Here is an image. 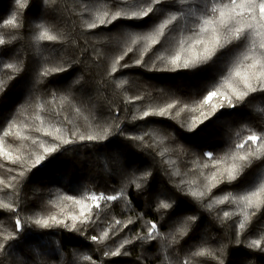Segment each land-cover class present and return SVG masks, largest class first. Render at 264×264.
I'll use <instances>...</instances> for the list:
<instances>
[{
  "label": "trees",
  "instance_id": "obj_1",
  "mask_svg": "<svg viewBox=\"0 0 264 264\" xmlns=\"http://www.w3.org/2000/svg\"><path fill=\"white\" fill-rule=\"evenodd\" d=\"M165 3L173 5L166 13L177 14L178 19L165 28L159 43L145 51L149 42L133 45L128 34L149 35L164 17L147 22L120 20L109 26L111 31L89 30L86 25L112 9L114 0H51L48 4L26 0L23 8L16 0H0V38L6 41L0 46V142L5 153L0 155V203L16 209L0 207V243L6 245L0 251V264H264V252L248 247L253 239H262L264 247V197L258 210L231 200L214 202L259 188L264 183V156L252 159L231 183L226 177L222 183L212 179L231 162L236 144L252 133L264 135V91L258 88L235 108L220 109L194 131L188 130L198 115L190 109L245 54H259L260 38L250 35L219 50L208 64L173 71L168 61L180 51V42L187 48L198 39V17L213 4L230 0ZM189 7L195 15L187 14ZM13 15L18 28L4 24ZM37 25L58 40L37 41L43 30ZM253 39L256 48L250 50ZM129 47L133 51L124 55ZM198 49L196 45L192 52ZM121 55L123 60L116 64ZM141 58L137 66L135 61ZM124 64L129 67H121ZM114 65L117 70L112 72ZM60 67L67 71L52 72ZM44 71L50 74L41 75ZM169 104L174 107L165 116L142 118L144 111ZM105 128L109 132L103 140L79 139L102 135ZM49 132L51 136L45 134ZM146 132L143 140L134 138ZM56 136L73 142L64 145ZM41 142L46 147L55 144L58 150L45 154V160L32 168L30 157L44 154ZM249 148L256 151L259 143L248 142L240 151ZM209 152L211 159L205 156ZM226 155L229 159L215 164ZM121 190V199L100 201V208L92 209L99 219L86 230H70L51 220L49 228L34 222L56 215L70 224L67 217L79 213L75 199L91 204L86 198L93 193L116 195ZM192 191H203L205 196L195 198ZM69 196L74 200L65 199ZM161 201L172 207L158 210ZM210 202L211 210L206 207ZM224 211L230 213L228 218L223 217ZM245 211L249 217L240 230L238 222ZM115 219L122 224L110 227ZM128 219L134 223L123 227ZM150 223L157 225L159 236L135 239L146 235ZM104 231L109 237L101 243L91 240ZM8 235L16 238L5 241ZM125 239L132 240L122 250L127 255H104ZM201 251L204 255H194ZM84 256L91 260L85 261Z\"/></svg>",
  "mask_w": 264,
  "mask_h": 264
},
{
  "label": "snow or ice",
  "instance_id": "obj_2",
  "mask_svg": "<svg viewBox=\"0 0 264 264\" xmlns=\"http://www.w3.org/2000/svg\"><path fill=\"white\" fill-rule=\"evenodd\" d=\"M45 4L51 2V0H43ZM16 3L20 7H26V0H16ZM181 5L190 4V0H179ZM173 7L172 4L165 3V0H135L134 3L128 2L125 0H114V5L112 9L103 12L102 15L96 17L95 20L88 23L86 27L89 30H94L97 28H105L108 31H111L109 26L115 27L116 22L120 20H129V21H144L147 22L153 18L159 19L164 17L161 23H159L154 31L149 35H136L128 34V38L131 40V44L136 45L140 41H148L146 44L145 51L150 48L152 45L159 43V38L165 35V28L173 24L174 21H177L178 15L174 13L167 12L166 9ZM127 9V10H124ZM218 13V15H217ZM159 14V15H157ZM185 13L181 12L180 15ZM188 15H195L192 11V8H188ZM98 21V22H97ZM199 29L198 32H195V35L198 39L195 40L194 44H189L187 48L184 46V42H180V51L177 52L174 56L170 58L168 63L172 66V70L176 69H188L190 67H195L200 64H208L213 61V58L216 56L217 52L227 45L234 43L235 41H246L249 39V36L259 37V54L258 55H248L245 54L243 59L235 62L234 66L230 67L225 74L222 76L221 81L218 86H215L212 90L207 91V94L203 96L197 104L196 108L190 109L193 112L198 111V115L193 118L192 124L189 127V131H194L196 127L200 124H204L205 121L209 120L214 116L220 109L225 107L235 108L237 102H243L245 97L250 93H254L258 90L264 91V0H230V3L223 4H213L210 10L205 9L202 17H198ZM5 25H10L13 28H18L16 17L13 15L12 19L4 21ZM37 28H41L39 35L35 37L37 41H57L58 36L49 34L46 28H43V25H37ZM6 41L3 38H0V46L4 45ZM199 45V49L195 52H192L193 47ZM256 48V40L253 39L251 42V49ZM131 47L127 48V51L124 55H127L128 52H132ZM182 53L184 54L182 56ZM124 56L121 55L116 61V64H119L120 60H123ZM160 60H163L164 57H158ZM246 61H249L245 63ZM137 66L142 64V58L135 61ZM12 64H7L6 67L11 68ZM147 67V65H144ZM71 67V65H69ZM121 67H129V65L124 64ZM117 69L115 65L112 67V72H115ZM67 71V68L60 67L52 69V72H64ZM50 73L44 71L41 75L47 76ZM53 99H55V94L53 93ZM174 105L169 104L167 108H161L157 110H149L143 112V117L149 116H160L163 117L171 110ZM178 114V113H177ZM57 133L60 132V129H55ZM109 129L105 128L102 135H88L79 137L80 141L88 140H103L107 138ZM9 133L5 131L4 135L7 136ZM46 135L51 136L52 133H45ZM149 133H144L138 135L134 138L143 140L144 136ZM76 133L73 132L75 137ZM237 135H239L237 133ZM56 140H60L62 144L69 145L73 141L71 139H63L60 136L55 137ZM251 142L252 145L259 143V149L252 151L250 148L241 153V149L245 148V144ZM35 143V142H34ZM236 151H234L230 156V163H227L226 168L221 172L213 174L212 179L218 180L219 182H224V177H226L227 182L231 183L239 178L244 167L251 162L252 159H259L264 156V135H257L255 133L249 134L246 137L244 143L236 144ZM39 148L43 149L44 154H36L34 158L31 159V167L35 168L40 165L45 160V154H51L58 150V146L53 144L51 147H46L44 143H39ZM4 149L2 147V142H0V155H4ZM163 155V153H161ZM212 153H205V156L212 158ZM19 157L16 158V161H19ZM229 157H225L224 160L215 161L216 165L224 163ZM207 167V165H205ZM179 175L180 173H175ZM21 176L24 175L23 172L20 173ZM146 175H150L147 173ZM2 183V181H0ZM136 188L139 189L141 185L139 183L135 184ZM213 187L217 185H212ZM182 190V189H181ZM191 196L195 198H203L205 193L203 191H192ZM124 193L121 190L119 194L116 195H105L103 193L97 195L93 193L91 196H88L86 199L91 201V204L86 203L85 199H75L73 197H65L67 200H74L76 205H79V213L71 214L67 217V220H70L71 223H67L65 219H60L56 215L50 216L47 219H36L35 224L43 227L49 228L53 226L49 223L51 220L55 225H63L65 228L70 230H86V227L90 224H95L96 220L99 219L98 214H94L92 209L100 208V201L111 202L121 199ZM264 197V183H262L259 188L254 191H249L247 194L235 196L232 194L225 195L222 199H215L216 204H223L226 201L239 202L243 204L245 209H259L261 206V198ZM0 207L8 209L9 211L15 212L16 209L12 205L7 203H0ZM172 205L166 201H161L158 205V210H167L171 208ZM206 207L211 210L212 203H208ZM255 215L253 211L251 213ZM95 216V218H94ZM230 213L228 211L223 212V217L228 218ZM243 220L238 222V229H245V221L248 220L249 213L245 211L243 213ZM192 221H195V217L188 218ZM134 221L128 219L127 224H124L123 227H127L129 224H133ZM80 225V229H77V225ZM122 224V221L115 219L113 224L110 227L119 226ZM15 226L17 229L21 226V220L16 219ZM115 231H113V235ZM159 236L157 231V225L155 223H150L146 229V235L140 236L137 235L135 239L137 240H155ZM109 237V232L104 231L101 237L92 235L90 238L95 243H101L103 239ZM16 236L8 235L4 236L5 241L13 240ZM131 239H125L115 250L110 252H105V256L110 257H120L121 255H127L125 246L131 243ZM6 245L0 243V251H3ZM249 248L260 249L264 252V247H262V239H253L248 244ZM194 255H204V252H196ZM85 261L91 260V257L84 256ZM94 264V262H93ZM220 264H223V261H220Z\"/></svg>",
  "mask_w": 264,
  "mask_h": 264
}]
</instances>
